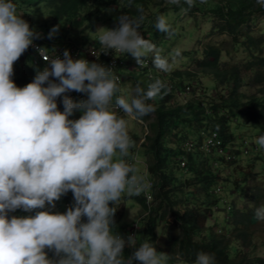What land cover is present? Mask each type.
I'll return each instance as SVG.
<instances>
[{"label":"clouds","instance_id":"clouds-1","mask_svg":"<svg viewBox=\"0 0 264 264\" xmlns=\"http://www.w3.org/2000/svg\"><path fill=\"white\" fill-rule=\"evenodd\" d=\"M167 3L179 6L181 0ZM184 3L195 6L194 0ZM255 3L264 8V0ZM137 11L135 17L119 16L114 29L94 32L102 48L100 60L117 58L119 75L127 58L121 54H131L140 68L151 69L152 62L155 69L170 72L181 51L173 50L170 59L163 57L156 44L141 35L146 17L142 7ZM22 17L15 0H0V264H167L168 254L158 252L153 242L145 239L137 247L136 236L125 239L113 232L116 205L125 196H139L150 188L140 174L138 158H131L136 143L129 135L130 122L142 123L156 111L149 101L166 84L155 79L145 89L137 83L125 96L120 87L123 76L119 82L114 68L73 59L68 50L63 58L50 56L48 49L38 47L50 66L38 71L33 82L17 87L12 80L14 64L40 38ZM59 27L50 30L49 39ZM154 27L168 38L175 35L164 15L156 17ZM150 54L151 60L143 59ZM92 55L99 57L95 49ZM71 91L87 99L76 102L66 95ZM77 111L82 115L69 119ZM254 142L264 149V136ZM69 191L73 206L66 213H54L56 202ZM18 209L34 215L9 217ZM254 217L264 221V205L255 208ZM131 218L141 226L132 212ZM126 244L135 249L127 260ZM48 251L55 257L49 258ZM194 264H215V257L200 252Z\"/></svg>","mask_w":264,"mask_h":264},{"label":"trees","instance_id":"trees-1","mask_svg":"<svg viewBox=\"0 0 264 264\" xmlns=\"http://www.w3.org/2000/svg\"><path fill=\"white\" fill-rule=\"evenodd\" d=\"M15 2L18 11L23 14V19L27 21L28 17L33 18L32 21L27 22L40 36L45 32L48 38L50 30L60 25L59 32L54 38L34 40L47 46L49 51L54 50L55 43L65 46L69 52L75 47L78 49L79 59H90L83 51L85 48L101 49V45L92 38L93 31L90 27H94L95 21L106 23L109 18L108 11L122 8L123 2L131 5L124 13L122 12V15L129 14L135 17L139 15L137 6L144 9L146 19L140 29L144 30L142 33L144 38L151 29H155L154 24L158 15L172 14V12L180 15L182 9L191 14L200 12L202 16L218 20L211 30L212 34L231 36L234 49L244 48L248 52L245 64H229L225 61L224 55L228 54L229 49H221L216 44L208 43L203 51L199 48L180 50L181 65L187 60H199L196 53L202 51L203 58L197 62L200 66L195 71L178 70L172 75L155 69L152 62L151 69L146 65L143 67L145 71L139 74H137L138 68L122 69L120 74L123 76V82L132 81L133 85L139 83L145 89L155 79H161L166 84V89L162 90L155 100L149 101L155 106L156 111L152 120H149L150 115L143 117L146 122L142 124V134L129 131L130 137L136 143V147L131 150L132 155L135 153L133 159L139 160L140 152L146 165L145 171L140 174L152 182L148 191L152 192L153 200L148 203L145 193L133 197L125 196L124 199L131 202L132 199L136 200L144 210L137 219L141 225L137 232V247L145 239L153 242L158 252L168 254L167 264H194L200 252L212 254L215 257V264H264V244L259 246L253 241V228L262 226L264 230V221L254 217L255 208L264 205V175L253 171L257 184L248 186L247 179L252 173L248 176L242 171L243 177L233 180L234 189L229 192L230 194L225 190L226 182L230 181L229 175L233 170L248 165L240 162L241 155L249 156L247 163L260 157L258 146L241 149L235 128L245 123L249 127L256 128L259 137L264 136V38L255 39L251 32L243 30L245 24L255 22L257 16L264 14V8L258 6L255 0H207L204 4H201L200 0H194L195 6L192 8H188L184 0H181L179 6L168 4L167 0L159 2L15 0ZM93 9L101 10L102 16L93 12ZM172 25L171 28L175 30ZM35 26L38 27L36 30ZM70 30L73 33H69ZM88 32L90 36L86 35ZM174 32L173 41H178L176 31ZM169 52L173 51L169 50ZM28 57L33 58L27 49L14 64L12 80L17 87L22 88L33 82L38 71L50 66L48 62L38 58L35 64L32 63V67L26 63ZM89 62L98 63L93 59ZM248 71L252 76V85L246 79L245 72ZM203 74L214 77L215 97H199V94L207 95L205 88L202 93L198 92L201 84L200 76ZM247 84L259 88L258 93L245 97L241 89ZM192 86L196 87L189 93L187 101L176 97L177 90L184 92L187 87ZM57 103L59 110L63 111L62 97L57 99ZM75 118H77L75 114L69 117L74 120ZM212 131H216L221 138V148L225 150L224 153L217 149L207 153L202 149L207 135ZM195 132L198 134L197 138L192 136ZM142 138L143 142L139 144ZM189 143L195 145L192 150L186 148ZM243 143L247 144V140ZM215 153L218 157L213 155ZM175 166L182 170L179 175L171 170ZM223 188L225 195H232L234 192L236 200L228 203L226 217L221 221L218 216H221L220 212L226 210L227 204L226 197L222 196ZM238 200L242 203L246 201V205L239 206ZM133 202L130 204L133 205ZM73 204V194L69 191L56 202V207L52 211L66 213ZM110 206L115 207V205ZM116 208L113 232L126 238L131 224L121 223V227H117L123 214L119 203ZM215 209H219L216 211L219 214L213 218ZM13 215L28 216L34 215V212L28 213L18 209L9 213V217ZM170 217L174 219L170 220ZM84 222H87L86 217ZM239 224L244 229L239 231L237 229ZM247 247H252L254 252H249ZM48 256L54 258L55 254L48 251ZM133 264L140 262L133 261Z\"/></svg>","mask_w":264,"mask_h":264},{"label":"rangeland","instance_id":"rangeland-1","mask_svg":"<svg viewBox=\"0 0 264 264\" xmlns=\"http://www.w3.org/2000/svg\"><path fill=\"white\" fill-rule=\"evenodd\" d=\"M154 2H159L160 0H153ZM123 2L122 8L119 9H114V10H109V18L105 21L106 23H103L101 21H95V25L94 27H90V29L93 31L92 34V38L95 39V35L94 32L97 31L99 28L103 27V28H108V29H114L117 27L118 25V17L122 15V12H125L126 9L128 7H130L131 4L129 3H125ZM150 5H148L149 7ZM162 6H164L162 4ZM93 12L95 13H99V16H102V11L98 10V9H93ZM85 13V11H84ZM196 16L193 17V16ZM113 16V17H112ZM164 16H166L169 25L174 26L176 31V35L177 38H179V40L177 41H173L174 36H172L171 38L167 37V34L164 32H161L157 29L154 30H150L149 34H145V39H149L150 41H152L153 43L156 44V46L161 50V55L163 57L169 58L170 59V55L175 49H179V50H192L194 48H199L200 50L202 49V51L205 49L206 45L208 43H213L216 44L217 46H219L221 49L222 48H228L229 52L227 53H223L225 55V61H227L229 64H235V63H244L245 64V60L248 57V52L244 49V48H240L239 50H236L233 48V44L232 42V37L231 36H222L219 34H212L211 30L213 28V26L215 25L216 21H218L216 18H209L207 16H202L200 14V12H196L194 14H191L189 12H186L185 10L182 11V13L180 15H178V13H173L172 14H165ZM112 17V18H110ZM33 18L28 17L27 21H32ZM90 21V20H87ZM35 30L38 27H34ZM243 30L251 32L252 35L255 37V39L263 37L264 38V14H260L259 16H257L256 21L253 22L251 21L250 23H247L243 26ZM144 30H142L141 35L143 33ZM69 33H73L72 30L69 31ZM44 35H46V33H43ZM86 35L90 36V32L86 33ZM95 49V48H94ZM97 53H101L102 52V48L100 49H95ZM100 50V51H99ZM201 53H196V57H199L200 59L194 61V60H187L185 61L184 65H181L180 62H178L173 69L169 72V73H174V71H178V70H190V71H195L196 69H198V67L200 66L197 62L200 61L203 58V54ZM263 52H264V46H263ZM33 58L28 57L26 59V63L30 64L33 67L32 63H36V57L34 55H32ZM121 56H126L127 58H125V60H123V65L125 66L123 69H125L126 67H128L129 69H136L138 68V72L137 74H139L140 72H144V68H140L139 65L136 63V60L134 57L131 56V54H121ZM151 54L149 55V57H144L143 59L147 60L149 58V60H151ZM130 63V65H129ZM161 72V71H160ZM250 71L245 72V75H247L246 79L247 81L251 84L252 81V76L249 74ZM249 74V75H248ZM195 78V77H194ZM198 79V78H195ZM200 80H201V84L198 87V92L202 93L204 88L205 91L207 93V95L205 94H199L200 98H211V97H215L216 96V89H215V81H214V77L210 74H203L202 76H200ZM252 85V84H251ZM249 84H247L246 86L243 87L242 93L246 96H250L254 93H258L259 88L255 87V86H251ZM136 85L132 84L131 82H122L120 83V87L122 89V94L125 96H130L133 93V90L135 88ZM196 86H192L191 90H185L182 94L180 92H177L176 97L181 99L182 101H185L186 99H188V95L193 88H195ZM185 87H182V89H184ZM189 92V93H188ZM181 95V96H180ZM207 100V99H205ZM76 115V117H80L82 115V113H80L79 111L74 113ZM123 115V113L121 114ZM154 117L153 113L150 114L149 116V120H152ZM74 120V119H73ZM146 121L143 118V122L142 123H137L135 121H131L130 125H129V131L130 132H134V133H141L143 132V125ZM147 130V129H146ZM235 133L237 134L238 138L240 139V143H241V149L245 150L247 149H251L252 146H257L255 144V139L258 138L259 134H258V130L254 127H249L248 125H246L245 123L239 124L238 127L236 126L235 128ZM194 138L198 137V134L195 132L192 135ZM244 140H247V144L243 143ZM143 142V138L142 140L140 139L139 144ZM140 153V152H139ZM138 153V157H139V161L141 163L138 164V168L140 170V173L144 172L146 169V165L144 164V159L141 157V155ZM260 153V157L257 160H254L252 162L247 163L246 160L248 159V155L247 156H242L239 158L240 162H244V164H248L245 166H239L236 168V170H233L232 174L229 175L230 181L226 182V186H225V190L229 193L230 191H232L234 189V185H233V180H239L243 177L242 175V171H245L248 176L253 172H258V173H262L264 175V149H260L259 150ZM135 154V153H134ZM134 154L132 155L131 152V158L133 159ZM214 156L218 157V155L215 153L213 154ZM172 158V157H171ZM172 171L175 172V174L179 175L182 170L179 169L177 166L173 167L171 169ZM226 172L228 173V170H226ZM255 175L252 173L249 176V179H247L248 181V186H253L255 184H257L256 180H254ZM256 179V178H255ZM224 188L222 189V196H225L227 199V204H226V210L224 212H220L221 216L220 220L222 221V219L224 217H226V212H227V207H228V203H231L232 201L236 200V196L234 195V192H232V195H225L223 193ZM230 194V193H229ZM134 199H132L133 202ZM131 200H127V199H122V201L119 202V206H120V211L123 214L122 219L118 222L117 227L120 228L121 227V223H127V224H131L133 223L134 219L131 218V212L133 213V216L135 219H139L141 216V213L144 212L143 208L141 207V205L134 200V204H130L132 203ZM238 205L239 206H245L246 205V201H243V203L238 200ZM216 211H219V209H215L213 210V214L212 217L214 218L215 216H217ZM174 219V217H170V220ZM129 227V226H128ZM237 229L240 231L242 229H244L240 224L238 225ZM253 241L254 243H257L259 246H262V244H264V230L259 226H255L253 228ZM234 232V231H233ZM247 250L249 252H254V249L252 247H247ZM264 255V253H263ZM123 256L125 259H127L128 257V252L126 250H123ZM185 264V263H183Z\"/></svg>","mask_w":264,"mask_h":264},{"label":"built area","instance_id":"built-area-1","mask_svg":"<svg viewBox=\"0 0 264 264\" xmlns=\"http://www.w3.org/2000/svg\"><path fill=\"white\" fill-rule=\"evenodd\" d=\"M40 38H41V40H42V39H43V40H44V39H48V38L46 37V35H44V34H41ZM48 40H49V39H48ZM54 45H55L54 50L49 51V49H48L47 46L40 44L38 41H33V45L30 46V47L28 48V52H29L31 55H34L36 58H42V57L39 55V53L36 51V49H37L38 47H43V48L48 49V55H50V56H54V55H56V56H59L60 58H63V53H64V51L66 50V48L62 47L61 45H59V44H57V43H55ZM70 50H71V51H70V54H71L72 58H73V59H79V57H78V56H79L78 49L74 47V48H71ZM92 50H93V49L85 48L83 51L85 52V54H86L90 59L97 60L98 63H100V64H102V65H104V66L114 68V73H115V75L119 78V82H121V80H122L121 75H119V74L116 73V66L119 64V60H118L117 58H115V57H112V56H107L109 61H107V60H100V59H101V53H97V55L99 56V57L97 58V56L92 55ZM42 59H43V58H42ZM90 59H86V60L89 61ZM43 60H44V59H43ZM186 90H189V91H190V90H191V87H187ZM177 92H180V91L177 90ZM177 92H176V94H177ZM180 93L182 94L183 92H180ZM188 93H189V92H188ZM66 95H69V96H70L74 101H76V102H79V101H82V100L87 99V95H85V94H83V93H78V92H75V91L68 92V93H66ZM187 95H188V94H187ZM180 96H181V95H180ZM62 99H63V97H62ZM185 101H187V99H186ZM75 119H78V118H75ZM221 142H222V141H221V138L219 137L218 133H217L216 131H212L211 133H209V134L207 135V137H206V139H205V141H204V144H203V146H202V149H203L205 152H207V153H212V152H214L216 149H217L219 152L224 153L225 150H224L223 148H221ZM194 146H195V145H194L193 143H189V144H187L186 148H187L188 150H192ZM229 157H230V156H229ZM147 181L150 183V187H151V186H152V182L149 181V180H147ZM148 190H149V189H148ZM148 190L145 192V195H146V197H147V202L150 203V202L153 200V196H152V192H151V191H148ZM218 190H219V189H218ZM138 231H139V227L137 226V222H133V224H132V226H131V228H130V231L127 233L125 239H127V237H128L129 235H134V236L137 237V232H138ZM124 250H126V251L128 252V257H127V259H128L129 257H131V256L133 255V251H134L135 249L132 248V247H129V246L126 244ZM127 259H126V260H127Z\"/></svg>","mask_w":264,"mask_h":264}]
</instances>
